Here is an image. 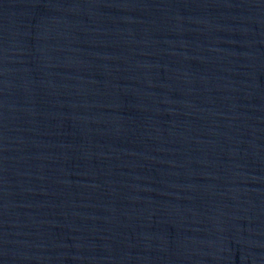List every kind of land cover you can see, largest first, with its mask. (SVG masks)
Instances as JSON below:
<instances>
[{
  "label": "water",
  "instance_id": "95a60500",
  "mask_svg": "<svg viewBox=\"0 0 264 264\" xmlns=\"http://www.w3.org/2000/svg\"><path fill=\"white\" fill-rule=\"evenodd\" d=\"M0 264H264V0H0Z\"/></svg>",
  "mask_w": 264,
  "mask_h": 264
}]
</instances>
